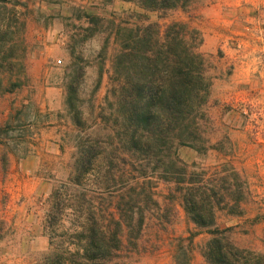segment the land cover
<instances>
[{"label":"trees","instance_id":"1","mask_svg":"<svg viewBox=\"0 0 264 264\" xmlns=\"http://www.w3.org/2000/svg\"><path fill=\"white\" fill-rule=\"evenodd\" d=\"M11 1L0 0V98L21 84V22L10 9L6 13ZM122 1L136 3L140 11L125 20L82 14L88 25L106 24L103 51L111 37L118 42L111 99L95 116L91 104L84 116L77 92L84 70L66 84V112L75 128L71 170L42 203L49 247L34 264H133L144 249L148 221L164 231L177 222L180 209L198 230L174 244V264H190L191 250L182 240L192 244L200 232L210 235L200 247L204 264H264V253L234 244L231 227L218 226L220 213H246L248 191L240 173L226 164L197 170L178 153L180 147L202 153L209 148L203 125L210 107V61L200 51L199 30L183 21L151 20L150 14L192 13L198 0ZM93 31L88 27L83 40ZM59 147L64 153L66 146ZM7 162L1 154L3 174ZM160 183L166 188L162 195Z\"/></svg>","mask_w":264,"mask_h":264},{"label":"rangeland","instance_id":"2","mask_svg":"<svg viewBox=\"0 0 264 264\" xmlns=\"http://www.w3.org/2000/svg\"><path fill=\"white\" fill-rule=\"evenodd\" d=\"M196 6L192 13L179 9L160 17L150 14L151 20L183 21L199 30L200 51L210 61V107L203 125L209 148L202 153L180 147L178 153L197 170L226 164L240 173L248 191L246 213H220L218 226L231 227L234 244L264 253V0H198ZM9 9L21 22L18 37L24 56L17 65L20 86L0 98V155L8 160L6 171L0 172V264H34L49 247L42 203L71 170L67 164L75 128L66 112V84L78 69L84 70L77 91L84 116L91 104L95 116L106 98L111 99L118 42L111 37L103 51L106 24L88 25L82 14L125 20L140 10L122 0H12L6 13ZM88 27L93 34L83 40ZM157 191L162 195L166 188L160 183ZM179 213L164 231L148 221L144 249L133 256V264H174V244L198 230L182 209ZM209 237L200 232L192 244L182 240L191 250L190 264H204L200 247Z\"/></svg>","mask_w":264,"mask_h":264}]
</instances>
